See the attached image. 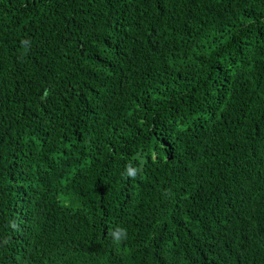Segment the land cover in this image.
Masks as SVG:
<instances>
[{"label": "trees", "instance_id": "1", "mask_svg": "<svg viewBox=\"0 0 264 264\" xmlns=\"http://www.w3.org/2000/svg\"><path fill=\"white\" fill-rule=\"evenodd\" d=\"M0 264H264V0H0Z\"/></svg>", "mask_w": 264, "mask_h": 264}]
</instances>
